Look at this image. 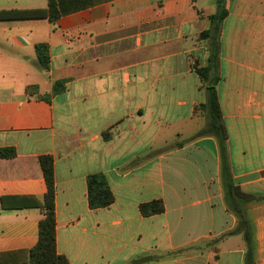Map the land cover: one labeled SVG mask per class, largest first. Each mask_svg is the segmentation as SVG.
<instances>
[{"label": "crops", "instance_id": "1", "mask_svg": "<svg viewBox=\"0 0 264 264\" xmlns=\"http://www.w3.org/2000/svg\"><path fill=\"white\" fill-rule=\"evenodd\" d=\"M59 17L0 21V263H26L43 211L18 208L46 192L38 163L53 158L56 252L68 264H244L227 204L218 143L197 137L206 90L192 67L216 47V93L230 183L264 198V0H58ZM47 0H0V11ZM48 47L49 69L35 45ZM64 90L52 95L55 83ZM49 96V102L42 97ZM107 135V139L102 134ZM114 197L92 211L86 177ZM161 200L144 218L139 206ZM253 264H264V202L248 204Z\"/></svg>", "mask_w": 264, "mask_h": 264}, {"label": "trees", "instance_id": "2", "mask_svg": "<svg viewBox=\"0 0 264 264\" xmlns=\"http://www.w3.org/2000/svg\"><path fill=\"white\" fill-rule=\"evenodd\" d=\"M57 1L58 0H47V8L45 10L0 11V21L47 19L51 24H54L59 17ZM223 3L224 0H217V13L209 17L212 25L211 29L202 33L200 38L211 37L217 33L221 21L226 16ZM34 49L38 65L47 71L49 69L48 47L44 44H37ZM192 70L199 77L201 86L206 90L207 94L206 102L196 106L195 113L197 114L199 111H205L209 117L208 125L196 136H211L215 138L218 143L222 163V177L227 193V204L238 218V225L230 234H242L246 243L244 264H253L252 236L250 224L246 217V206L248 204L262 203L264 202V198L243 195L230 183L226 153L227 135L222 122L216 93L218 77L216 75L215 41H212L208 66L199 68L194 65ZM60 84L59 82L54 84L52 95H56L64 90V87H60ZM42 99L49 102V96L42 97ZM102 137L107 139L105 133L102 134ZM14 156L15 152L11 148L0 149V159H9ZM38 163L46 186V192L42 201L38 202L31 197H23L19 198L20 204L18 205V208H36L43 211V217L38 223L37 242L31 250L26 252L25 260L27 264H68L66 258L62 255H58L56 252L53 158L51 156H40L38 158ZM86 199L88 208L92 211L108 208L113 204L114 197L102 174H92L86 177ZM164 210V204L161 200L152 201L139 206V213L144 218L160 215ZM143 262L144 260L140 259L130 264H142ZM10 264H17V262H11Z\"/></svg>", "mask_w": 264, "mask_h": 264}, {"label": "rangeland", "instance_id": "3", "mask_svg": "<svg viewBox=\"0 0 264 264\" xmlns=\"http://www.w3.org/2000/svg\"><path fill=\"white\" fill-rule=\"evenodd\" d=\"M211 47V46H210ZM198 114L201 116V117H204L206 119V126L208 125V122H209V117H208V114L205 112V111H199Z\"/></svg>", "mask_w": 264, "mask_h": 264}]
</instances>
